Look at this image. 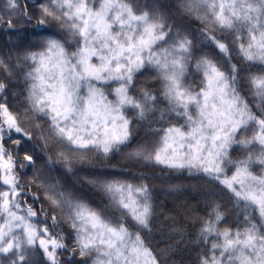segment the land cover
Returning <instances> with one entry per match:
<instances>
[{
	"label": "snow or ice",
	"instance_id": "1",
	"mask_svg": "<svg viewBox=\"0 0 264 264\" xmlns=\"http://www.w3.org/2000/svg\"><path fill=\"white\" fill-rule=\"evenodd\" d=\"M91 5L92 0H43L39 5L42 18L36 27L30 34L19 35L22 42L39 41L31 45L37 50L27 51L22 60L31 62L24 74L26 82H31L27 89L30 108L25 112L42 113L51 120V135L41 139L67 141L74 146L70 150L94 148L108 154L118 149L131 135L124 109L137 110L140 119L158 110V97L151 91L141 89L139 98L129 94L136 73L154 69L163 99L170 106L167 111L185 123L162 130L154 148H140L131 155L173 169L203 172L235 197L236 206L244 213V226L218 228L224 215L217 205L215 219L205 221L200 230L199 241L210 243V254L202 257L200 264H264V172H253L254 165L264 169V118L253 114L240 94L237 85L244 69L231 63L229 44L205 32V39L218 49L221 59L207 53L196 57L193 41L179 30L173 32L174 25L167 23L154 4L141 8L134 0H99L98 7ZM182 7L189 12L202 11L197 18L233 34L232 43L238 45L243 59L264 64V0H184ZM5 8L16 10V0H7ZM23 15L27 18L26 12ZM49 17L59 22L70 38L46 35ZM6 23L12 26L11 20ZM41 26L45 27L37 31ZM73 41L76 50L69 51ZM94 59L98 63H93ZM193 60L201 74L199 90L185 82ZM0 68L9 71L3 60ZM248 79L258 100L256 107L264 116V74ZM109 81L119 83L114 102L100 86ZM5 89L0 82V93ZM248 131L253 132L251 137L246 135ZM13 133L20 137L13 142L15 147L34 152L28 145L31 134L21 128L7 103H0V183L7 188L0 191V264H31L30 253L36 250L45 257V264H60L61 250L72 253L69 264L77 252L83 264H88V258L91 264H157L139 233L81 201L66 198L56 185L48 186L49 199L68 210L75 246L69 249L63 235L50 232V227H59L56 216L51 217L50 226L42 221L45 226L37 227L33 219L38 213L31 205L24 207L26 201L20 199L27 193L15 175L17 157L3 144L5 135L11 138ZM237 148L245 156L233 160L230 150ZM59 157L67 160L64 153ZM23 160L32 163L33 155L25 154ZM228 165L235 169L230 178L226 175ZM19 167L25 164L21 162ZM90 183L107 194L136 226L149 228L152 205L147 185L100 179ZM33 199H37L34 194Z\"/></svg>",
	"mask_w": 264,
	"mask_h": 264
},
{
	"label": "trees",
	"instance_id": "2",
	"mask_svg": "<svg viewBox=\"0 0 264 264\" xmlns=\"http://www.w3.org/2000/svg\"><path fill=\"white\" fill-rule=\"evenodd\" d=\"M6 2L7 0H0V60L9 66V71L0 68V82L6 85L5 91L0 93V103H7L9 110L18 117L21 128L31 134L32 139L28 141V145L34 147V152L26 153L24 147L14 146L13 142L20 138L19 134L13 133L11 138L6 134L3 144L17 157L15 175L27 193L20 199L26 201L24 207L31 205L38 213V218L33 219L37 227L45 226L42 221H46L50 226L51 217L56 216L60 221L59 227L54 229L50 227V232L53 235L57 233L63 235L65 237L63 242L69 249L75 246L74 232L67 219L68 210L52 204L49 199L52 196L48 191L49 185H56V190L63 192L65 197L73 202L81 201L108 219L123 223L133 233H139L145 246L156 257L157 264H200L201 258L210 254V243L199 241L200 230L204 227L205 221L215 219L214 209L217 205L224 215V219L216 225L218 228L236 230L244 226V213L236 206L231 191L219 181L195 169L191 171L187 168L173 169L131 155L140 148H154L164 134L162 130L170 126L180 127L185 123L182 117L167 111L170 106L163 99L162 84L156 78L154 69H141L136 73L129 94L139 98L141 89L151 91L158 97L156 105L158 110L154 115L149 114L146 119H140L137 110L129 109L126 113L130 121V139L118 149H113L108 154L94 148L70 150L74 149V146L69 145L67 141L61 143L55 139L47 141L41 139V136L51 135L48 131L51 120L42 113L25 112V109L30 108L27 89L31 82H26L24 74L30 70L31 62L22 60L27 51L37 50L31 45L38 44L39 41L22 42L19 35L30 34L36 27L37 21L42 18L39 5L43 0H16V10L6 9ZM134 2L141 8L156 5L167 17V23L174 25L173 32L179 30L193 41L196 57L207 53L217 60L221 59L218 49L205 39V32L228 43L231 49V63L244 69L239 73L241 79L237 85L240 94L252 108L253 114L264 118L260 109L256 107L258 100L253 97L248 79L252 75L264 74V64L243 59L238 51V45L234 46L232 43V33L222 32L218 26L197 18L198 15H202V11L196 13L185 10L182 7L184 0H134ZM91 6L98 7L99 0H92ZM24 12L27 13V18L23 15ZM9 20L12 22L11 27L6 23ZM45 26L49 30L46 35L55 34L58 38L59 36L70 38V33L50 17L47 18ZM45 26L36 30L42 31ZM244 35L246 41L247 34ZM76 47L73 41L69 51H75ZM185 82L196 90L201 87V74L195 70V60L190 64ZM113 90L114 88L108 92L112 100L115 98ZM161 111H164L163 119ZM252 134V131L246 133L248 137ZM256 152L258 154V149ZM60 153H64L67 160L61 159ZM25 154L33 155L32 163L23 160ZM230 156L233 160H239L244 158L245 153L237 148L230 150ZM21 162L25 167H19ZM232 170V166L227 168L228 177L232 176ZM253 170L257 171L258 175L264 171L259 165H254ZM97 179L126 182L136 186L147 185L152 205L149 228L142 229L136 226L130 216L117 209L107 194L96 184L90 183ZM5 190L6 186L0 183V191ZM33 194L37 199H33ZM213 238L210 237V240ZM30 256L31 264H45V257L40 250L30 253ZM71 257V252L61 250L58 253L60 264H69ZM71 264H83L78 252ZM88 264H91V258H88Z\"/></svg>",
	"mask_w": 264,
	"mask_h": 264
},
{
	"label": "rangeland",
	"instance_id": "3",
	"mask_svg": "<svg viewBox=\"0 0 264 264\" xmlns=\"http://www.w3.org/2000/svg\"><path fill=\"white\" fill-rule=\"evenodd\" d=\"M93 63H98V61L97 60H93ZM111 84H115L113 87H111L110 85ZM102 88H103V90H104V92H105V95L107 96V99L108 100H110V101H115L116 100V94H115V89L117 88V87H119V83H117V82H114V81H109L107 84H103V85H100ZM114 88V90H113V93L115 94V98L112 100L109 96H108V92H110L112 89ZM129 109H131V107H128V108H126V109H124V115H125V117L127 118V111L129 110ZM128 119V118H127ZM170 127H173V126H170ZM228 167H231V165H228L227 167H226V170H227V168ZM235 171V169L233 168V170H232V173ZM253 172H254V174H256V175H258L257 174V171H255V170H253ZM264 172V171H263ZM230 178V177H229Z\"/></svg>",
	"mask_w": 264,
	"mask_h": 264
}]
</instances>
